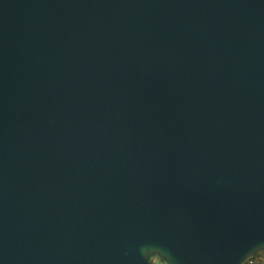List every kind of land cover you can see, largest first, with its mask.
Segmentation results:
<instances>
[{
	"label": "water",
	"instance_id": "95a60500",
	"mask_svg": "<svg viewBox=\"0 0 264 264\" xmlns=\"http://www.w3.org/2000/svg\"><path fill=\"white\" fill-rule=\"evenodd\" d=\"M261 252L264 0H0V264Z\"/></svg>",
	"mask_w": 264,
	"mask_h": 264
},
{
	"label": "built area",
	"instance_id": "2783aa9c",
	"mask_svg": "<svg viewBox=\"0 0 264 264\" xmlns=\"http://www.w3.org/2000/svg\"><path fill=\"white\" fill-rule=\"evenodd\" d=\"M152 264L153 263L152 261ZM243 264H264V253H259L245 260Z\"/></svg>",
	"mask_w": 264,
	"mask_h": 264
},
{
	"label": "rangeland",
	"instance_id": "374dc122",
	"mask_svg": "<svg viewBox=\"0 0 264 264\" xmlns=\"http://www.w3.org/2000/svg\"><path fill=\"white\" fill-rule=\"evenodd\" d=\"M151 261H153V263H155V264H164L161 260H159L155 257H153Z\"/></svg>",
	"mask_w": 264,
	"mask_h": 264
},
{
	"label": "trees",
	"instance_id": "16d2710c",
	"mask_svg": "<svg viewBox=\"0 0 264 264\" xmlns=\"http://www.w3.org/2000/svg\"><path fill=\"white\" fill-rule=\"evenodd\" d=\"M262 253H264V252H262Z\"/></svg>",
	"mask_w": 264,
	"mask_h": 264
},
{
	"label": "flooded vegetation",
	"instance_id": "af4514ba",
	"mask_svg": "<svg viewBox=\"0 0 264 264\" xmlns=\"http://www.w3.org/2000/svg\"><path fill=\"white\" fill-rule=\"evenodd\" d=\"M152 260V259H151Z\"/></svg>",
	"mask_w": 264,
	"mask_h": 264
}]
</instances>
